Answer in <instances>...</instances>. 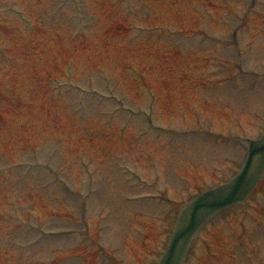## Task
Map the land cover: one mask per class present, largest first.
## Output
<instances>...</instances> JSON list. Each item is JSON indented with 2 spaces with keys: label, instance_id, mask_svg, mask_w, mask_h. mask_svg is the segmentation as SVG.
<instances>
[{
  "label": "rangeland",
  "instance_id": "374dc122",
  "mask_svg": "<svg viewBox=\"0 0 264 264\" xmlns=\"http://www.w3.org/2000/svg\"><path fill=\"white\" fill-rule=\"evenodd\" d=\"M263 131L264 0H0V264L158 263ZM258 191L184 264H264Z\"/></svg>",
  "mask_w": 264,
  "mask_h": 264
},
{
  "label": "water",
  "instance_id": "95a60500",
  "mask_svg": "<svg viewBox=\"0 0 264 264\" xmlns=\"http://www.w3.org/2000/svg\"><path fill=\"white\" fill-rule=\"evenodd\" d=\"M249 142L240 173L225 185L210 189L192 201L176 224L169 246L157 264H184L199 231L219 212L244 203L264 177V134Z\"/></svg>",
  "mask_w": 264,
  "mask_h": 264
}]
</instances>
